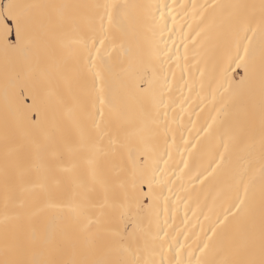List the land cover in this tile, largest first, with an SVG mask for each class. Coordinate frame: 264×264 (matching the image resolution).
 <instances>
[{
	"label": "snow or ice",
	"instance_id": "obj_1",
	"mask_svg": "<svg viewBox=\"0 0 264 264\" xmlns=\"http://www.w3.org/2000/svg\"><path fill=\"white\" fill-rule=\"evenodd\" d=\"M154 7L0 0V264H264V0Z\"/></svg>",
	"mask_w": 264,
	"mask_h": 264
},
{
	"label": "bare ground",
	"instance_id": "obj_2",
	"mask_svg": "<svg viewBox=\"0 0 264 264\" xmlns=\"http://www.w3.org/2000/svg\"><path fill=\"white\" fill-rule=\"evenodd\" d=\"M55 2H73V0H55ZM84 2H93V0H84ZM128 3H135V4H152L155 7L153 8V11H157V9L159 10V12H164V13H168V9L165 7V5H172L173 3H175L177 6L180 4H185L188 5L189 8L187 9L188 11V16H184V10L180 9L179 7L176 8V10L171 14V15H176L177 13H179V15H177V24H176V40H177V44L180 46V53L183 54V45L180 44V39H179V33H180V25L184 24L185 25V30L187 29V25L185 23V21H187L188 23H193V28L196 27V24L193 22L192 19V14H191V8L190 5L192 3H196V4H205V3H212L213 0H127ZM217 3H228V2H235V0H216ZM251 2H257L258 0H251ZM159 12L157 13L159 15ZM171 15H168V26L169 28L173 27L172 25V19H171ZM194 34V33H193ZM167 37V33L165 34ZM170 43V42H169ZM175 51V49H174ZM192 49L191 46L189 48V55L191 57L192 54ZM180 72L179 70H177V77L179 78ZM195 95V93H193V96ZM29 103L31 101H28ZM197 103H199L197 101ZM192 108L195 109L196 111H199V108H197L196 104L192 105ZM4 113H5V92H4V81H3V76H2V70H0V154H2L3 152V121H4ZM208 115L207 110L201 114V118L197 121V128H199L201 125L204 124L205 121V117ZM193 120H196L195 115H193L192 117ZM185 125L186 128L184 130V136H188L189 133L187 131V128H191V124L188 123V118L187 116L185 117ZM195 136H196V131L193 130L191 133V137L193 139V142H195ZM211 139L212 138H207L201 141V145H200V150L201 152H205L209 149L210 144H211ZM19 143V141H18ZM177 144L179 145V147L181 148V150L183 149V141L180 139V134L177 133ZM159 150L162 152L164 150V146L163 143L161 142L160 144V148ZM187 155V154H186ZM196 157V153L193 154V159H190V166H194L195 163L197 162L195 160ZM180 157L176 154L175 150H173V160H179ZM161 167H163V164L161 163L160 165ZM183 165H181L182 167ZM175 165L174 163L170 164V168H174ZM178 172V170H177ZM171 178L173 180L176 179V176H174L172 174L171 171L168 172L167 176L165 177V179ZM181 183L183 184V189H186L187 191L182 190L181 188ZM173 187V192L176 195H179L182 199L184 197H186L190 192H191V185L188 182V177L185 176L183 178V181H177V183L175 185L172 186ZM258 187V186H257ZM207 189H205L206 191ZM165 194L167 195V188L164 189ZM193 200L192 203L190 204V208H195L196 207V195L193 193ZM199 202L201 205V208H203L204 212H207L208 209L207 207H205V202H204V193L201 192L200 193V197H199ZM207 204L209 206L212 205V200L211 198H209V200L207 201ZM227 207L226 203L224 202L223 199H219L217 200L214 209H213V214L211 215V220L208 222H204L205 223V227H207V225L209 223H214L215 222V217L216 215H220L221 217L223 216V212L224 209ZM3 212H4V208H3V201L0 200V228L3 227ZM191 211H189V217L191 218ZM198 215H199V219L200 221L203 222V215L199 214V210H198ZM184 216V208H183V204H180L179 206V212L177 214V224H180V222L182 221ZM19 222L16 220H9V227H15ZM191 223L195 224L196 220L195 218H192ZM229 224H231V219L229 221ZM197 231L199 229H196ZM181 239H183V237H181Z\"/></svg>",
	"mask_w": 264,
	"mask_h": 264
}]
</instances>
